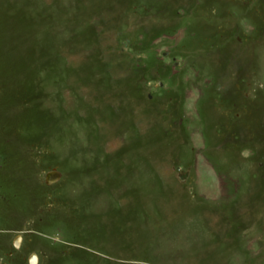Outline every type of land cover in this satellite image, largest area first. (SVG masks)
Returning a JSON list of instances; mask_svg holds the SVG:
<instances>
[{
    "label": "rangeland",
    "instance_id": "obj_1",
    "mask_svg": "<svg viewBox=\"0 0 264 264\" xmlns=\"http://www.w3.org/2000/svg\"><path fill=\"white\" fill-rule=\"evenodd\" d=\"M32 254L264 264V0H0V264Z\"/></svg>",
    "mask_w": 264,
    "mask_h": 264
},
{
    "label": "water",
    "instance_id": "obj_2",
    "mask_svg": "<svg viewBox=\"0 0 264 264\" xmlns=\"http://www.w3.org/2000/svg\"><path fill=\"white\" fill-rule=\"evenodd\" d=\"M60 178V172L57 170H52L47 173V180L49 183L56 182Z\"/></svg>",
    "mask_w": 264,
    "mask_h": 264
},
{
    "label": "flooded vegetation",
    "instance_id": "obj_3",
    "mask_svg": "<svg viewBox=\"0 0 264 264\" xmlns=\"http://www.w3.org/2000/svg\"><path fill=\"white\" fill-rule=\"evenodd\" d=\"M22 242H23V237L18 236V238H17V240H16V244H17V246H18L19 248L21 247ZM11 254H13V253H11ZM32 255H33V254H32ZM32 255H31L30 258H29V264H31V262L33 261L32 258H31ZM38 255H39V254H38ZM39 257H40V260L36 262V260H38V257L36 258L35 255H33V258H35V262H36L35 264H40V263H41V261H42L41 256L39 255ZM1 262H2V261H1ZM2 264H6V261H4Z\"/></svg>",
    "mask_w": 264,
    "mask_h": 264
},
{
    "label": "bare ground",
    "instance_id": "obj_4",
    "mask_svg": "<svg viewBox=\"0 0 264 264\" xmlns=\"http://www.w3.org/2000/svg\"><path fill=\"white\" fill-rule=\"evenodd\" d=\"M61 176V175H60ZM53 183H55V182H51V184H53Z\"/></svg>",
    "mask_w": 264,
    "mask_h": 264
}]
</instances>
